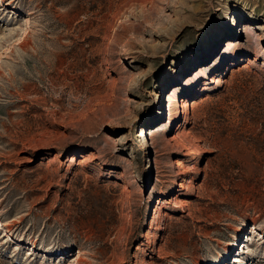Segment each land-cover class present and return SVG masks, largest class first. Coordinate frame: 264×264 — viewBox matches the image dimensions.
Wrapping results in <instances>:
<instances>
[{
	"label": "rangeland",
	"instance_id": "1",
	"mask_svg": "<svg viewBox=\"0 0 264 264\" xmlns=\"http://www.w3.org/2000/svg\"><path fill=\"white\" fill-rule=\"evenodd\" d=\"M78 263L264 264V0H0V264Z\"/></svg>",
	"mask_w": 264,
	"mask_h": 264
},
{
	"label": "bare ground",
	"instance_id": "2",
	"mask_svg": "<svg viewBox=\"0 0 264 264\" xmlns=\"http://www.w3.org/2000/svg\"><path fill=\"white\" fill-rule=\"evenodd\" d=\"M235 21V19L233 20V22ZM234 24V23H233ZM228 45H231V42H229V44ZM171 98V95L169 96V98L168 99H170ZM76 260L77 261H82V253H81V251H79V253H78V256H77V258H76ZM80 263V262H79ZM78 263V264H79Z\"/></svg>",
	"mask_w": 264,
	"mask_h": 264
}]
</instances>
